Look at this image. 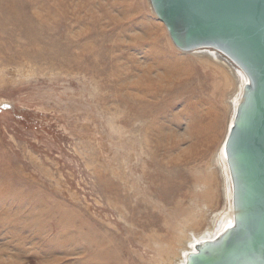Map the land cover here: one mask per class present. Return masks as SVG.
Returning a JSON list of instances; mask_svg holds the SVG:
<instances>
[{"label":"rangeland","instance_id":"374dc122","mask_svg":"<svg viewBox=\"0 0 264 264\" xmlns=\"http://www.w3.org/2000/svg\"><path fill=\"white\" fill-rule=\"evenodd\" d=\"M234 80L150 0H0V264L172 261L225 206Z\"/></svg>","mask_w":264,"mask_h":264},{"label":"water","instance_id":"95a60500","mask_svg":"<svg viewBox=\"0 0 264 264\" xmlns=\"http://www.w3.org/2000/svg\"><path fill=\"white\" fill-rule=\"evenodd\" d=\"M175 45L214 48L246 76L224 140L233 220L185 264H264V0H150Z\"/></svg>","mask_w":264,"mask_h":264},{"label":"bare ground","instance_id":"6f19581e","mask_svg":"<svg viewBox=\"0 0 264 264\" xmlns=\"http://www.w3.org/2000/svg\"><path fill=\"white\" fill-rule=\"evenodd\" d=\"M188 52H192L195 54H202L211 60L217 61L218 63H220L221 67H224L225 69H228L229 72L233 73V77L235 79L234 80L235 89L233 93L230 95L231 97V100L229 103L230 115H229L228 122H227L229 123L228 129H227V132H228L229 126L233 122L234 113H235L237 104L240 100L244 85L246 83L245 73L228 56L223 54L221 51H218L217 49L203 47V48L191 50ZM227 132H226V135H227ZM226 135L224 137V140L226 138ZM223 142L221 145V149L217 151L214 157L213 164L215 165V169L219 177L220 187L223 193L225 206L224 207L221 206L218 209L213 211L214 215L213 214L211 215L212 218L209 221V224L207 226L204 225L200 227L198 231L194 229L195 231H193L190 235H188L186 240H184V243H182L178 254L172 256L171 257L172 261L168 262V264H185L187 253L195 248V244L197 241L201 239H206V238H209V239L214 238L226 227L228 222L233 220V205H232L233 191H232V183H231L232 180L230 176L229 166L227 163V158H226Z\"/></svg>","mask_w":264,"mask_h":264}]
</instances>
